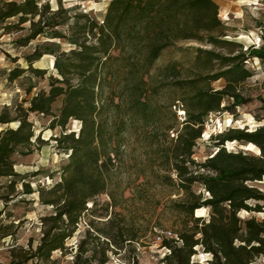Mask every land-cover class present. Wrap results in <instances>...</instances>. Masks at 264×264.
<instances>
[{
	"label": "trees",
	"instance_id": "16d2710c",
	"mask_svg": "<svg viewBox=\"0 0 264 264\" xmlns=\"http://www.w3.org/2000/svg\"><path fill=\"white\" fill-rule=\"evenodd\" d=\"M218 13L215 0H111L102 24L78 15L86 20L76 22L71 37L74 47L55 55V73L48 76V88L24 99L26 107L22 103L6 105L0 112V125L16 123L0 130V178H9L6 186L12 193L17 179H24L15 170L14 155L30 154L33 146L43 141L30 114L50 116L49 127L61 129L55 136L57 147L70 151L61 180L48 188L47 196L40 193L41 203L51 205L54 211L43 218L39 244L26 252L24 260H16L13 254L9 264H23L33 257L50 258L53 251L64 248L86 204L108 190L122 146L121 134L137 123L164 131L166 139L157 144V177L184 193L174 202L175 209L187 218L184 229L177 232L181 245H173V238L163 240L170 248L167 264H197L191 256L198 245L212 255L210 264H254L264 256V219L239 215L241 211L264 213V191L250 184L264 180V125L253 130L228 128L212 138L214 154L203 162L193 157L207 117L245 103L240 85L252 76L245 61L264 59V35L261 46L236 52L231 46L241 44L226 38ZM57 15L37 0H0L3 29L29 22L24 44L60 25ZM14 17L18 18L16 23L5 24ZM188 41L199 44L193 47L191 64L172 60L152 76L165 49L175 47L185 53L189 47L178 45ZM41 55L25 57L27 69L43 77L46 70L32 66ZM25 70L11 69L9 80ZM221 79L225 82L222 88L211 86ZM160 88L180 89L182 94L169 104H154L149 91L157 93ZM106 90L108 95L104 96ZM25 91L30 94L31 88ZM59 98L61 105L55 113L53 104ZM224 101L229 102L222 106ZM164 110L172 120L165 117ZM179 110L184 111V119H180ZM71 120L80 121L78 131L67 132ZM169 132L173 138L167 140ZM226 143L242 147L252 143L258 153L226 150ZM196 184L207 196L193 189ZM22 186L23 193H34L29 182L23 181ZM202 208L210 209L208 219L196 216Z\"/></svg>",
	"mask_w": 264,
	"mask_h": 264
},
{
	"label": "rangeland",
	"instance_id": "374dc122",
	"mask_svg": "<svg viewBox=\"0 0 264 264\" xmlns=\"http://www.w3.org/2000/svg\"><path fill=\"white\" fill-rule=\"evenodd\" d=\"M21 1V0H17ZM40 5L48 4L50 10L58 12L56 19L60 25L47 29L37 38L24 44L23 38L29 33V22L19 27L3 29L0 24V112L6 105L14 107L22 103L28 106L29 98L40 89L48 88V76L55 73L53 59L57 53L69 51L74 45L71 37L75 31L78 15L102 24L108 4L111 0H37ZM219 6L218 17L221 20L226 38L239 42L240 46H231L234 50H246L250 46L262 45L264 35V0H215ZM49 13L46 14L48 16ZM45 16V17H46ZM81 19L80 22H84ZM17 17L10 18L5 24L16 23ZM59 36V37H54ZM199 44L193 41L181 42L178 46L189 47L181 53L175 47L165 49L152 69L155 76L157 69L172 60H180L184 66L193 60V47ZM204 48H211L204 45ZM214 48V47H213ZM226 52L227 49L215 48ZM42 55L33 61V68L45 69L43 77L35 76L29 69L26 60L30 54ZM246 67L252 76L240 85V92L245 103L236 106L232 111L213 112L207 117L205 130L194 148V159L203 162L216 151L214 136L228 128H246L253 130L264 125V59L248 58ZM15 67L25 68L17 79L10 81L8 76ZM224 80L211 83L220 89ZM31 88L27 94L26 89ZM155 91V90H154ZM106 90L104 96L108 95ZM154 104L166 105L173 99L180 98L182 90L160 88L157 93L150 89ZM62 99L53 104L57 113ZM229 101H224L222 106ZM168 120L172 116L163 111ZM36 134L43 141L33 146L30 154H15V170L24 179L18 178L15 192L7 187L9 178H0V245L4 247L2 257L11 263L13 254L16 260H24L26 252L34 251L40 242L45 225L43 218L53 213L51 205L41 203L40 193L46 191L61 180L62 167L68 160L70 151L57 147L55 136L61 129L49 127L51 117L42 114H30ZM121 134L119 156L113 169L108 190L89 201L87 209L81 215L73 235L65 242L64 248L53 251L50 258L33 257L23 264H167L166 256L170 248L163 245L157 236L163 231H171L176 239L173 245H181L178 231L184 229L183 221L187 218L175 209L174 202L183 198L180 188L161 183L157 177V144L166 139L160 128L145 127L137 123ZM7 126L15 127L16 123L0 125V130ZM80 121L71 120L67 132L78 131ZM176 128H180L176 124ZM173 138L169 132L167 140ZM226 150H243L239 144L226 143ZM254 153H258L254 149ZM248 152V151H246ZM29 182L34 193L25 194L22 182ZM260 190L262 184L250 183ZM197 193L207 196L201 185H194ZM44 190V191H41ZM13 195H12V194ZM10 195V196H9ZM9 196V199L4 197ZM210 209L196 211V216L208 219ZM242 218L255 216L264 219V213L241 211ZM191 225L189 222L188 227ZM199 235V234H198ZM176 243V244H175ZM191 261L197 264H210L212 255L198 245ZM254 264H264V256Z\"/></svg>",
	"mask_w": 264,
	"mask_h": 264
},
{
	"label": "built area",
	"instance_id": "2783aa9c",
	"mask_svg": "<svg viewBox=\"0 0 264 264\" xmlns=\"http://www.w3.org/2000/svg\"><path fill=\"white\" fill-rule=\"evenodd\" d=\"M178 114H179L180 119H184V116H185L184 111L179 110L178 111ZM169 237H175V236L172 234L171 231H163L162 234H160V235L157 236V239L159 241H161L164 238H169ZM3 249H4V247L0 245V264H9V263L5 262V260L2 257V251H3Z\"/></svg>",
	"mask_w": 264,
	"mask_h": 264
},
{
	"label": "bare ground",
	"instance_id": "6f19581e",
	"mask_svg": "<svg viewBox=\"0 0 264 264\" xmlns=\"http://www.w3.org/2000/svg\"><path fill=\"white\" fill-rule=\"evenodd\" d=\"M254 149H257L256 146L252 143L243 146V150L249 151V152H255ZM258 150V149H257Z\"/></svg>",
	"mask_w": 264,
	"mask_h": 264
},
{
	"label": "crops",
	"instance_id": "0c3cea01",
	"mask_svg": "<svg viewBox=\"0 0 264 264\" xmlns=\"http://www.w3.org/2000/svg\"><path fill=\"white\" fill-rule=\"evenodd\" d=\"M259 183L262 184V186H261L262 188L261 189H264V180L259 181Z\"/></svg>",
	"mask_w": 264,
	"mask_h": 264
}]
</instances>
